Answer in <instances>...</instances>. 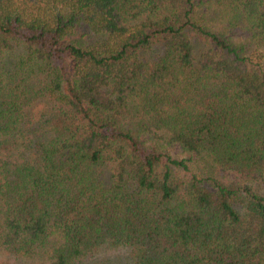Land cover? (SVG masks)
Instances as JSON below:
<instances>
[{
  "label": "trees",
  "instance_id": "obj_1",
  "mask_svg": "<svg viewBox=\"0 0 264 264\" xmlns=\"http://www.w3.org/2000/svg\"><path fill=\"white\" fill-rule=\"evenodd\" d=\"M0 264H264V0H0Z\"/></svg>",
  "mask_w": 264,
  "mask_h": 264
}]
</instances>
